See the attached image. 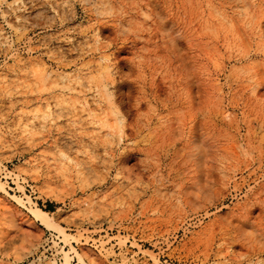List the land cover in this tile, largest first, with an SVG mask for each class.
I'll return each mask as SVG.
<instances>
[{"label":"rangeland","instance_id":"obj_1","mask_svg":"<svg viewBox=\"0 0 264 264\" xmlns=\"http://www.w3.org/2000/svg\"><path fill=\"white\" fill-rule=\"evenodd\" d=\"M81 256L264 264V0H0V264Z\"/></svg>","mask_w":264,"mask_h":264},{"label":"bare ground","instance_id":"obj_2","mask_svg":"<svg viewBox=\"0 0 264 264\" xmlns=\"http://www.w3.org/2000/svg\"><path fill=\"white\" fill-rule=\"evenodd\" d=\"M34 211H37L38 212V215H39V213L42 215L41 217H40V219H41V222L43 223V224H50V220L46 217V211L45 210H43L42 208H40V207H37ZM37 219H39V217L37 218ZM67 256H70V255H68L67 254ZM70 258L69 257H67V260H66V264H70V260H69ZM82 264H89V262H87V260H86V258L84 257V256H81L80 257V260H79Z\"/></svg>","mask_w":264,"mask_h":264},{"label":"crops","instance_id":"obj_3","mask_svg":"<svg viewBox=\"0 0 264 264\" xmlns=\"http://www.w3.org/2000/svg\"><path fill=\"white\" fill-rule=\"evenodd\" d=\"M28 226H30V224L28 222H25Z\"/></svg>","mask_w":264,"mask_h":264}]
</instances>
